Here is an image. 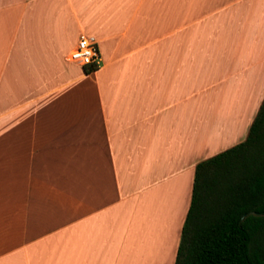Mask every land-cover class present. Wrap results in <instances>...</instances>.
<instances>
[{
  "label": "crops",
  "instance_id": "1",
  "mask_svg": "<svg viewBox=\"0 0 264 264\" xmlns=\"http://www.w3.org/2000/svg\"><path fill=\"white\" fill-rule=\"evenodd\" d=\"M263 99L264 0H0V264H174Z\"/></svg>",
  "mask_w": 264,
  "mask_h": 264
},
{
  "label": "trees",
  "instance_id": "2",
  "mask_svg": "<svg viewBox=\"0 0 264 264\" xmlns=\"http://www.w3.org/2000/svg\"><path fill=\"white\" fill-rule=\"evenodd\" d=\"M174 264H264V99L243 141L196 164Z\"/></svg>",
  "mask_w": 264,
  "mask_h": 264
},
{
  "label": "built area",
  "instance_id": "3",
  "mask_svg": "<svg viewBox=\"0 0 264 264\" xmlns=\"http://www.w3.org/2000/svg\"><path fill=\"white\" fill-rule=\"evenodd\" d=\"M69 59L82 66L97 68L102 64V56L98 43L92 38L81 34L75 47L69 54Z\"/></svg>",
  "mask_w": 264,
  "mask_h": 264
},
{
  "label": "rangeland",
  "instance_id": "4",
  "mask_svg": "<svg viewBox=\"0 0 264 264\" xmlns=\"http://www.w3.org/2000/svg\"><path fill=\"white\" fill-rule=\"evenodd\" d=\"M233 106H236L235 102H233ZM225 111L227 112V113H225V115L228 114L229 115V118H231V117H235L236 114H237V112H239L241 110L240 109L238 110V109H234L233 108L231 110L226 109ZM242 111L245 112V109H243Z\"/></svg>",
  "mask_w": 264,
  "mask_h": 264
}]
</instances>
